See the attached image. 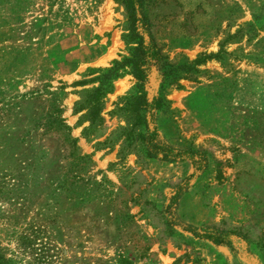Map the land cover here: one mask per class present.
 <instances>
[{"label": "rangeland", "instance_id": "374dc122", "mask_svg": "<svg viewBox=\"0 0 264 264\" xmlns=\"http://www.w3.org/2000/svg\"><path fill=\"white\" fill-rule=\"evenodd\" d=\"M146 9L170 62L219 52L195 81L161 89L152 70L145 89L169 100L156 114L161 137L208 153L178 215L232 230L234 247L167 228L162 209L192 168L146 158L128 132L132 74L114 80L99 124L79 109L98 71L128 52L123 5L0 0V261L112 264L124 255L135 264H264V0H146ZM59 118L93 161L71 171L69 201L54 189L70 168Z\"/></svg>", "mask_w": 264, "mask_h": 264}, {"label": "trees", "instance_id": "16d2710c", "mask_svg": "<svg viewBox=\"0 0 264 264\" xmlns=\"http://www.w3.org/2000/svg\"><path fill=\"white\" fill-rule=\"evenodd\" d=\"M123 5L126 13V24L122 39L128 47V52L119 59L112 60L110 66L100 69L95 77L97 85L87 89L78 102L79 109L83 108L85 120L90 125L99 124L102 121L100 115L106 95L113 91L114 80L125 72L133 75L136 80L134 92L130 95L131 105L128 116L125 118L126 127L131 134L136 132L143 143V151L146 158H154L167 162L187 160L191 165V172L172 186L169 197L162 209L165 224L169 230L179 229L194 239L206 240L214 246L234 247L232 230L218 228L214 225H196L185 221L177 213L180 198L192 186L193 181L202 174L208 166V153L206 150L192 146H175L165 141L156 123V114L169 109V100L163 93L149 95L145 89L152 70L157 71L161 89L172 85L179 86L180 79L195 81L199 66L210 58L220 59L219 52L206 54L200 52L193 59L185 58L184 62L172 63L162 52L151 29L148 18L146 0H115ZM253 28L250 22H245ZM256 32V30L253 28ZM223 41L220 42L219 51L222 50ZM55 124L64 132L63 145L66 152L62 158L69 165V170L63 173L61 181L54 189L58 190L68 199L73 194V168H86L93 164L90 154L82 153L77 146V139L70 134V127L63 118H59ZM62 159V160H63ZM59 179V178H58ZM101 184L98 181H95ZM7 264V261H0ZM112 264H135L124 255L114 258Z\"/></svg>", "mask_w": 264, "mask_h": 264}]
</instances>
